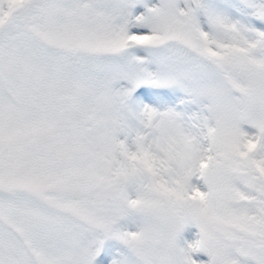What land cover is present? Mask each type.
<instances>
[{
  "label": "snow or ice",
  "instance_id": "snow-or-ice-1",
  "mask_svg": "<svg viewBox=\"0 0 264 264\" xmlns=\"http://www.w3.org/2000/svg\"><path fill=\"white\" fill-rule=\"evenodd\" d=\"M0 264H264V0H0Z\"/></svg>",
  "mask_w": 264,
  "mask_h": 264
}]
</instances>
